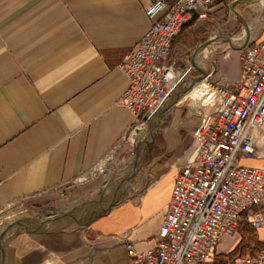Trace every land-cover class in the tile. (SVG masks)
Returning <instances> with one entry per match:
<instances>
[{"label":"crops","instance_id":"1","mask_svg":"<svg viewBox=\"0 0 264 264\" xmlns=\"http://www.w3.org/2000/svg\"><path fill=\"white\" fill-rule=\"evenodd\" d=\"M152 2L0 0V210L90 207L87 200L107 188L99 166L133 124L120 104L129 80L119 65L160 19L147 15ZM204 72L214 82L238 83L240 52ZM193 113V105L187 110L179 103L163 115L135 156L133 180L117 190L108 211L75 227L23 225L0 252L1 264H137L127 243L140 253L157 247L177 168L189 160L200 124ZM240 163L264 169V158ZM255 213L264 218V207L247 212V219ZM251 230L247 256L264 246V230L253 228V236ZM241 240L239 228L223 239L216 257L232 253Z\"/></svg>","mask_w":264,"mask_h":264},{"label":"built area","instance_id":"2","mask_svg":"<svg viewBox=\"0 0 264 264\" xmlns=\"http://www.w3.org/2000/svg\"><path fill=\"white\" fill-rule=\"evenodd\" d=\"M221 8L218 0H153L147 15L160 19L119 65L129 80L120 104L131 113L132 126L149 121L175 95L174 101L181 103L182 96L202 89L200 96L192 97L193 114L200 121L192 153L177 168L157 247L140 253L127 243L137 264H209L223 239L236 236L243 215L264 207V169L240 163L242 158H264V144L259 143L260 137L264 139V36L258 43L248 41L237 48L238 83L214 82L211 73L198 68L200 76L190 78L187 90L181 92V82L196 65L193 62L181 73L170 62L181 29L195 20H207ZM2 214L0 210V225ZM247 220L255 230H264L260 213ZM234 264H264V246Z\"/></svg>","mask_w":264,"mask_h":264},{"label":"rangeland","instance_id":"3","mask_svg":"<svg viewBox=\"0 0 264 264\" xmlns=\"http://www.w3.org/2000/svg\"><path fill=\"white\" fill-rule=\"evenodd\" d=\"M246 26L249 29V42L254 43L255 40L263 38L264 0H238L234 7H222L220 12L213 14L207 20L197 21L191 30L181 31L174 39L170 62L174 63L177 71L181 73L192 66L193 62L196 67L181 82L179 91L187 90L190 78L200 76L198 68L203 71L206 68L210 70L211 65L215 66L221 57L232 51H239L237 48L240 46L233 45L232 41L238 43L244 35L247 36ZM206 43L208 45L199 51V48ZM197 52L200 55L198 57L195 54ZM175 96L164 109L174 102ZM192 97L193 95H189L187 98L182 96L180 99L182 107L189 110L191 105L194 104ZM177 104H179L178 100L175 105ZM163 115L160 117L154 115L149 121L133 125L119 145L101 162L99 170L106 176L107 188L102 189L91 199L87 200V202L91 201L90 207L81 204L71 207L66 206L61 209H44L38 212L25 211L23 207L10 208L4 211L2 214L3 222L0 225V234L4 233V245H6L12 234L23 229L22 227L14 226L16 222H24L27 226H30L29 228L75 227L81 225V223L88 222L94 215L101 213L102 207L112 205L117 190L133 180L136 170L133 169L131 161L137 152L144 147V145L139 147V142L143 140L149 141L150 129L154 127V133L157 131L164 120ZM67 213L70 216L48 224L45 223V226L42 225L44 218L62 216Z\"/></svg>","mask_w":264,"mask_h":264},{"label":"trees","instance_id":"4","mask_svg":"<svg viewBox=\"0 0 264 264\" xmlns=\"http://www.w3.org/2000/svg\"><path fill=\"white\" fill-rule=\"evenodd\" d=\"M196 23V20L185 25L181 31H186L188 30L190 27H192L194 24ZM180 31V32H181ZM247 227H250L251 230V234L252 236L255 235V232L253 231V228L247 223V214L245 213L242 217L241 223H240V232H241V236H242V240L240 242V244L237 246V248L230 254L226 255V256H217L216 259L211 262L214 263L216 261H223L224 264H234L235 260L240 258V257H244L247 256Z\"/></svg>","mask_w":264,"mask_h":264},{"label":"bare ground","instance_id":"5","mask_svg":"<svg viewBox=\"0 0 264 264\" xmlns=\"http://www.w3.org/2000/svg\"><path fill=\"white\" fill-rule=\"evenodd\" d=\"M246 33H247V36H243L242 38H241V40H240V42H234V41H232V44L233 45H236V46H241L243 43H246L247 41H248V30H247V26H246ZM245 33V34H246ZM238 40V39H237ZM198 56H200L199 54H196V57H198ZM199 87H202V84L199 86ZM198 88V87H197ZM197 88H195V90L193 91V93H191L192 95H193V97H196V96H200V94L202 93V89H200V90H197ZM155 124V123H154ZM158 124V123H157ZM150 128V127H149ZM146 134V133H145ZM153 134H154V127H152L151 129H150V131H149V136H150V138H149V140L152 138V136H153ZM144 136V135H143ZM142 136V137H143ZM143 140V139H142ZM139 141V140H138ZM147 143V140H143V141H140L139 142V147H141V146H143V145H145ZM137 144H138V142H137ZM143 150V149H142ZM142 153V152H141ZM140 154V153H139ZM138 157V156H137ZM136 161H137V158L136 157H134V159L132 160V162H133V169H136L137 167H136ZM130 175V174H129ZM115 200V199H114ZM103 204V203H102ZM102 207V206H101ZM111 207V205H106V206H104V207H102V211H108V209ZM101 209V208H100ZM68 216H70V215H68ZM95 216V215H94ZM66 217V215H62V216H54V217H52V219L53 220H51V221H45V222H42V225H44L45 223H49V222H53V221H56V220H58V219H61V218H65ZM71 217H73V216H71ZM77 219V218H76ZM78 220V219H77ZM76 220V221H77ZM80 220H82V219H80ZM65 222V221H64ZM82 225H84V224H86V223H81ZM23 225H26L24 222L23 223H21V222H16V223H14V226H17V227H22ZM41 225V224H40ZM45 226V225H44ZM47 226V225H46ZM4 234V233H3ZM3 234L0 236V252L2 253V252H4L3 250H4V241H3ZM2 263V258L0 257V264Z\"/></svg>","mask_w":264,"mask_h":264},{"label":"water","instance_id":"6","mask_svg":"<svg viewBox=\"0 0 264 264\" xmlns=\"http://www.w3.org/2000/svg\"><path fill=\"white\" fill-rule=\"evenodd\" d=\"M249 31V30H248ZM249 41V40H248ZM247 41V42H248ZM206 45H208L207 43L204 45V47H206ZM177 100L178 99H176L173 103H171L170 105H169V107H167L166 109H164L163 111H161V112H159L158 114H157V116H162L166 111H168L169 109H171L176 103H177Z\"/></svg>","mask_w":264,"mask_h":264}]
</instances>
